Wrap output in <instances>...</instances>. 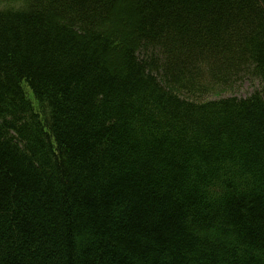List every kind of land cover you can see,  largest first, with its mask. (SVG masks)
I'll return each instance as SVG.
<instances>
[{
	"label": "trees",
	"instance_id": "trees-1",
	"mask_svg": "<svg viewBox=\"0 0 264 264\" xmlns=\"http://www.w3.org/2000/svg\"><path fill=\"white\" fill-rule=\"evenodd\" d=\"M0 264H264V0H0Z\"/></svg>",
	"mask_w": 264,
	"mask_h": 264
},
{
	"label": "rangeland",
	"instance_id": "rangeland-1",
	"mask_svg": "<svg viewBox=\"0 0 264 264\" xmlns=\"http://www.w3.org/2000/svg\"><path fill=\"white\" fill-rule=\"evenodd\" d=\"M233 81H230L229 85L217 89L216 96H235L237 98L246 97L251 94L254 90L260 87L261 83L250 77L246 70L240 69L235 75L232 76ZM29 95V94H28ZM215 95H209V98L216 97ZM30 99L31 96L29 95ZM33 100V99H32Z\"/></svg>",
	"mask_w": 264,
	"mask_h": 264
}]
</instances>
